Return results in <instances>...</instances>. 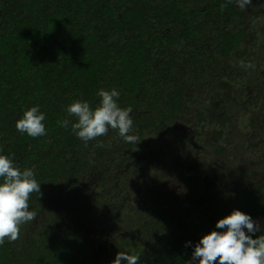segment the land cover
Returning <instances> with one entry per match:
<instances>
[{"label":"trees","instance_id":"trees-1","mask_svg":"<svg viewBox=\"0 0 264 264\" xmlns=\"http://www.w3.org/2000/svg\"><path fill=\"white\" fill-rule=\"evenodd\" d=\"M261 21L264 0H0V155L42 193L0 264H112L118 252L186 264L234 210L264 216ZM113 89L138 140L109 126L86 144L67 109L94 111ZM32 107L45 115L36 138L15 127ZM179 172L195 183L183 207L134 206ZM138 229L144 241L128 245L121 234Z\"/></svg>","mask_w":264,"mask_h":264},{"label":"clouds","instance_id":"clouds-1","mask_svg":"<svg viewBox=\"0 0 264 264\" xmlns=\"http://www.w3.org/2000/svg\"><path fill=\"white\" fill-rule=\"evenodd\" d=\"M236 3L240 9L252 5V0H227V3ZM264 22V21H261ZM255 24L256 21L254 20ZM251 67V65H248ZM99 106L93 111L87 102H74L67 112L74 115L78 122L72 125L73 132L79 139L87 142L107 134L109 126L118 130L125 142L135 143L138 137L128 135L132 129L133 120L130 117L131 108L121 109L115 98L119 92L115 89L100 90ZM45 115L39 112L38 107H32L23 114V118L16 122V129L21 133L36 138L46 134L42 121ZM61 127H67L68 121H60ZM103 147V145H100ZM0 246L5 240L14 242L19 238L20 226L36 218L34 211H29L30 194L36 192L42 195L40 184L34 179L30 169L21 172L14 167L10 158L0 155ZM217 229H226L223 232L212 231L203 236L194 246L192 259L199 264H264V236L252 239L247 232L254 234L256 225L251 216L234 210L230 215L216 223ZM139 255H129L118 252L112 264H138Z\"/></svg>","mask_w":264,"mask_h":264},{"label":"flooded vegetation","instance_id":"flooded-vegetation-1","mask_svg":"<svg viewBox=\"0 0 264 264\" xmlns=\"http://www.w3.org/2000/svg\"><path fill=\"white\" fill-rule=\"evenodd\" d=\"M257 1V0H253ZM176 173V172H175ZM186 178L185 180L182 178ZM195 183L187 182V176L181 174V172L177 173L176 175H172L169 173L168 176L162 181L160 184L156 185L153 188H146L145 189V196L142 195L140 198L134 201V206H141L147 205V201L151 199V197L155 198L158 205H178L183 207L186 204L187 199L189 198L190 194L192 193V189L194 188L193 185ZM147 196V197H146ZM124 204V201H121ZM117 208H119L117 206ZM183 211V208H181ZM142 230L138 229L135 232H128L121 234V237L126 240L128 245H131V241L135 243V241L143 242L144 238L141 237ZM107 246V243H105ZM108 247V246H107ZM107 247L101 250L102 253L107 251ZM131 247V246H130ZM133 250V249H131ZM134 254V252H132Z\"/></svg>","mask_w":264,"mask_h":264},{"label":"water","instance_id":"water-1","mask_svg":"<svg viewBox=\"0 0 264 264\" xmlns=\"http://www.w3.org/2000/svg\"><path fill=\"white\" fill-rule=\"evenodd\" d=\"M254 223L256 225H258V229L255 233H260V232H264V216H259V217H255V218H252ZM223 231H226V229H220L219 231L217 232H223ZM246 235H251L250 233L247 232V229H244ZM186 264H199V261L198 260H193L192 259V255L189 257L188 261L186 262Z\"/></svg>","mask_w":264,"mask_h":264}]
</instances>
